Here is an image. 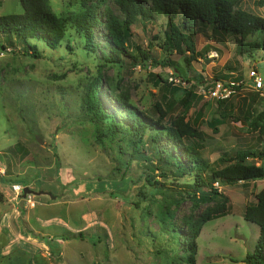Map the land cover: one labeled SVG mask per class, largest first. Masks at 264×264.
<instances>
[{"label":"rangeland","instance_id":"rangeland-1","mask_svg":"<svg viewBox=\"0 0 264 264\" xmlns=\"http://www.w3.org/2000/svg\"><path fill=\"white\" fill-rule=\"evenodd\" d=\"M49 1L61 17L82 10L81 0ZM100 2L119 13L116 0ZM240 5L264 17V0H241ZM22 11L20 0H0V15ZM130 28L128 55L118 63L105 62L98 50L87 48L71 25L55 48L30 40L38 57L30 48L28 54L22 52L26 45L20 41L15 51L0 49V264H186L180 231L217 204H197L176 193L194 180L195 170L180 176L173 175V168L162 172L132 158V137L99 136L103 124L85 106L96 78L102 109L126 126L130 121L118 97L137 112L159 116L153 110L159 98L151 73L167 79L173 72L196 84L187 107L179 100L190 83L180 85L174 95L178 106L168 111L162 105V120L170 125L176 119L197 129L200 136H187L184 144L199 154L205 176L233 162L237 149L264 147V135L252 124L264 111V88L253 89L247 76L254 68L264 81V51L241 56L233 36L221 43L209 30L194 35L201 54L187 63L189 52L166 49L163 15L138 20ZM94 31L102 47L101 26ZM141 51L148 56L145 62ZM227 62L236 70L226 81L238 82V88L229 98L232 106L219 109L216 99L201 90L225 72ZM247 161L264 167V159ZM12 184L49 191L54 198L33 193L20 206L22 191L15 196ZM160 189L173 193L179 203L167 205ZM261 189L264 178L219 184L229 211L203 224L195 264H245L242 259L253 251L259 226L245 220L243 211Z\"/></svg>","mask_w":264,"mask_h":264},{"label":"trees","instance_id":"trees-1","mask_svg":"<svg viewBox=\"0 0 264 264\" xmlns=\"http://www.w3.org/2000/svg\"><path fill=\"white\" fill-rule=\"evenodd\" d=\"M240 2L241 0H116L119 13L115 14L109 7L100 6L102 4L100 0H81V11L61 17L53 11L49 0H20L23 9L21 13L0 15V35H3L0 49L11 48L15 51V43L20 41L27 46H22V52L28 54L30 48L32 50L30 54L38 57L39 51L30 40L40 41L51 49L55 48L64 39L67 25H71L75 33L84 40L87 48L98 50L105 62L118 63L128 55L126 48L132 42L131 25L141 19L163 15L167 21L164 38L166 49L177 54L189 52L190 56L185 58L187 63L190 61L189 58L201 54V51L195 49L194 35L198 32L207 35L209 30L221 43H224L226 37L233 36L236 40V50L241 56L251 55L257 50L264 51V17L246 11ZM99 8L102 10L99 11ZM96 25L101 26V34L105 39L102 47L95 41ZM253 35H257L258 38L248 39ZM140 54L141 62L147 61V54L142 51ZM224 69V73L211 79L228 82L226 80L231 77L236 67L227 62ZM150 76L153 84L157 86L156 97L159 98L153 108L159 116L152 114L156 118L127 107L125 98L118 97L117 100L123 105L130 124L126 126L115 121L101 107L99 78L90 84L86 92L85 106L88 113L103 124L105 132L99 130L100 137L118 134L123 135L122 137L125 135L132 137V158L146 162L162 172L173 168L174 176L195 170L194 180L184 183L181 189L176 190L180 197L185 193L197 204L217 200V204L210 212L188 223L186 228L180 231L184 237L185 262L195 264L196 239L203 224L224 216L229 211L228 198L214 183L233 184L264 178V167L247 161L248 158L264 159V147L258 150L237 149L231 159L233 162L213 170L208 176L203 175L205 167L199 154L184 144L185 137L200 136L197 129L176 119H173L170 125L163 123L162 120L165 114L162 105L168 111L177 107L178 102L174 95L181 86L168 83L159 73H151ZM179 76L184 82L190 83L189 89L184 90V97L179 100L182 106L187 107L196 96L197 85L187 77ZM232 87L238 88L233 84ZM216 103L219 109L224 108L226 104L232 106L229 98L216 100ZM221 116L224 118L225 113ZM252 124L259 128L261 135H264V111L257 115ZM181 148L184 153L180 151ZM185 162H190L191 165L187 167L184 165ZM159 192L162 193L163 201L167 205L179 203L173 193L165 192L164 189H160ZM243 217L256 223L259 226V233L253 251L248 252L242 261L245 264H264V189L256 193L255 203L245 206Z\"/></svg>","mask_w":264,"mask_h":264},{"label":"built area","instance_id":"built-area-1","mask_svg":"<svg viewBox=\"0 0 264 264\" xmlns=\"http://www.w3.org/2000/svg\"><path fill=\"white\" fill-rule=\"evenodd\" d=\"M247 76L251 81V86L253 89L258 90L260 88H264V81L254 68L249 70ZM166 81L177 86L183 85L185 83L179 75L173 72H170V75L167 77ZM228 82H224L222 80H213L209 86L205 85L202 88L201 93H203L207 98H214L216 100L230 98L231 95L235 93V88L232 87V84L236 86L238 85V82L231 80ZM214 185L219 187L218 182H215ZM12 190L14 191L15 196H17V194L21 192L22 187L19 184H12Z\"/></svg>","mask_w":264,"mask_h":264},{"label":"water","instance_id":"water-1","mask_svg":"<svg viewBox=\"0 0 264 264\" xmlns=\"http://www.w3.org/2000/svg\"><path fill=\"white\" fill-rule=\"evenodd\" d=\"M37 140L39 141V142H41V140L39 139V137H37ZM22 193H21V200H20V202H19V205L20 206H22V203H23V201H24V198L27 196V195H29V194H47L50 198H54V196L51 194V192H49V191H42V190H38V191H34V190H32V189H30L28 186H24V187H22Z\"/></svg>","mask_w":264,"mask_h":264},{"label":"crops","instance_id":"crops-1","mask_svg":"<svg viewBox=\"0 0 264 264\" xmlns=\"http://www.w3.org/2000/svg\"><path fill=\"white\" fill-rule=\"evenodd\" d=\"M252 181H254V180H252ZM244 212V211H243Z\"/></svg>","mask_w":264,"mask_h":264}]
</instances>
